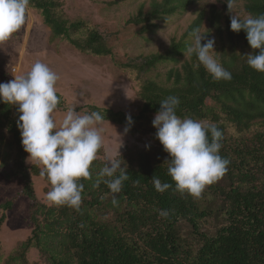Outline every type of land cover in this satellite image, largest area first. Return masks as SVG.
Returning <instances> with one entry per match:
<instances>
[{"label": "trees", "instance_id": "trees-1", "mask_svg": "<svg viewBox=\"0 0 264 264\" xmlns=\"http://www.w3.org/2000/svg\"><path fill=\"white\" fill-rule=\"evenodd\" d=\"M200 1L152 0L147 11L139 9L125 24L140 26L145 31L154 26L152 21ZM241 1L247 15L264 14V0ZM58 7L56 0H30L28 8L39 13L51 40L62 39L81 53L111 55L101 33L81 20L64 18ZM204 21L207 29L203 34L214 38L215 56L231 72L230 81L214 80L195 55L181 59L191 45L193 31L200 29ZM253 52L258 50L250 47L245 31H231L230 15L211 7L207 15L199 11L180 38L171 39L163 53L118 64L139 76L161 63L174 65L165 73L166 85L152 79L140 81V107L131 115L134 123L130 127L127 115L121 111L85 106L86 113L98 111L105 116L103 121L124 129L129 127L127 133L131 136L150 135L154 146L126 149L121 157H116L128 175L121 192L116 194L103 182L93 187L105 165L101 148L90 166L91 179L78 181L84 185L79 209L45 205L36 199L30 177L41 176L43 165L25 166L28 153L22 147L17 128V106L0 102V173L4 179L21 181L22 188L16 196L28 199V221L32 224L29 236L16 245L2 264H28L26 253L31 248L40 253V264H264V73L247 65L245 55ZM57 95L60 102L56 110L63 111L64 101ZM170 95L180 99L178 116L214 122L222 132L219 154L230 161L222 176L226 183L211 184L207 191L212 198H219L217 211L225 225L212 236L198 231V220L210 211L200 206L198 198L175 190L165 162L170 157L155 138L152 116L159 110V102ZM153 176L172 187L158 192ZM42 179L49 183L46 177ZM14 200L0 203V227L4 212ZM159 210H166L169 215L162 217ZM178 221H184L198 237L200 245L194 252L182 244L176 229Z\"/></svg>", "mask_w": 264, "mask_h": 264}, {"label": "rangeland", "instance_id": "rangeland-1", "mask_svg": "<svg viewBox=\"0 0 264 264\" xmlns=\"http://www.w3.org/2000/svg\"><path fill=\"white\" fill-rule=\"evenodd\" d=\"M58 12L68 20H81L90 29L102 34L110 56H93L81 53L62 39L51 40L49 30L43 25L39 13L27 9L25 25L6 42L0 43V83L14 79L16 75L26 74L37 61L47 64L57 73L59 80L55 88L64 101L65 109L55 110L53 116L57 125L62 121L69 108H75L79 114H86L85 106L93 105L121 111L126 115L138 112L140 101L137 91L140 81L152 79L158 84L166 85L165 73L174 65L169 62L158 64L144 75L122 69L118 64L152 53H163L171 39L177 40L187 25L203 10L205 14L211 7L228 15L236 14L241 18L248 16L242 8V1L235 0L229 12L226 0H202L190 5L174 15L152 21L154 26L143 31L140 26L125 24V21L136 14L139 9L147 11L152 0H56ZM207 23H202L199 32L203 34ZM193 39H191L192 43ZM187 55H183L182 60ZM210 104V101H207ZM155 115L152 116L154 118ZM99 128L104 142L101 159L106 163V150L123 153L126 149H144L153 147L150 135L133 136L125 132L122 126L103 121ZM230 133L231 129L228 130ZM237 137V135H235ZM245 138L246 135H243ZM2 146L0 145V153ZM25 166L36 164L28 160ZM33 194L45 205L51 204L46 194L51 190L50 183L41 176L30 177ZM226 178L221 177L213 184L225 185ZM209 186V185H208ZM207 186V187H208ZM207 187L198 198L201 207L210 211L207 216L198 220V231L206 236L214 235L215 231L225 225L223 216L217 211L219 198H212ZM22 184L18 178L4 179L0 173V203L15 198L11 208L4 212V222L0 227V264L15 249L16 245L25 240L32 224L28 221V199L16 196ZM1 214V211H0ZM178 235L184 247L194 252L200 245L199 239L184 221L176 225ZM28 264H40L42 258L36 249L26 253Z\"/></svg>", "mask_w": 264, "mask_h": 264}, {"label": "clouds", "instance_id": "clouds-1", "mask_svg": "<svg viewBox=\"0 0 264 264\" xmlns=\"http://www.w3.org/2000/svg\"><path fill=\"white\" fill-rule=\"evenodd\" d=\"M233 2L226 0L230 13H233L230 11ZM29 4L30 0H0V43L10 40L25 25ZM230 29L236 33L245 31L250 47L258 50L245 55L246 63L264 73V14H249L244 18L231 14ZM192 35L193 41L184 54L195 55L214 80L230 81L231 72L215 56L214 38H207L199 29ZM58 80L56 72L37 61L26 74L0 83V102L17 106L16 123L22 147L28 153V160L43 165L40 175L51 185L46 194L47 201L79 209L84 185L78 181L91 179L90 166L104 147L99 125L105 116L98 111L81 115L75 108H69L57 125L53 113L60 102L55 88ZM159 104L152 126L156 129L155 138L170 157L165 161L167 174L174 181L176 191L199 198L208 185L225 174L230 163L219 154L222 132L214 122L178 116L176 110L180 99L177 96L170 95ZM126 121L129 127L134 123L130 114ZM121 146L119 144L118 149ZM118 149L114 153L106 150V163L97 174L93 187L103 182L112 193L121 192L128 175L121 160L116 158L121 157ZM152 182L161 193L172 187L155 176ZM113 203L117 201L114 199ZM159 214L162 217L169 215L166 210H159Z\"/></svg>", "mask_w": 264, "mask_h": 264}]
</instances>
